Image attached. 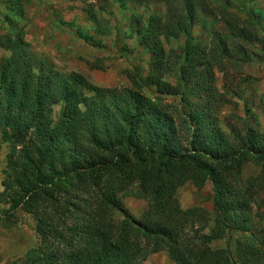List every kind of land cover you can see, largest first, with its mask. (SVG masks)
Here are the masks:
<instances>
[{
  "label": "rangeland",
  "instance_id": "obj_1",
  "mask_svg": "<svg viewBox=\"0 0 264 264\" xmlns=\"http://www.w3.org/2000/svg\"><path fill=\"white\" fill-rule=\"evenodd\" d=\"M192 2L198 4V10L190 33H176L172 24L178 4L187 6ZM218 8L234 15H222ZM235 18L244 22V29H240L241 22L237 29L234 27L230 20ZM149 32L152 34L147 43L141 42L140 37ZM242 33L249 39L257 34L258 39L249 42L241 37ZM229 34L235 39L221 40L222 63L212 68L213 90L195 94L189 82L179 80L186 52L208 47L214 37L223 39ZM156 45L163 49L164 56L154 74L150 73L151 53ZM10 46L22 47L37 66L35 71L40 69L53 77L55 86L68 84L67 76L71 75V80L76 81L73 86L78 84L86 98L81 108L88 106L102 118L121 113L127 101L140 97L148 113L172 124L175 146L192 153L198 148L196 159L208 168L217 165L225 180L232 175L226 171L229 163L224 160L243 154L242 180L247 183L256 179L247 233L264 239V0H0V58L9 55ZM63 105L60 101L53 106L54 119ZM196 114L200 118L202 115L205 122L201 131L198 119L193 118ZM252 143L253 149L247 151ZM82 146L87 154L68 150L77 158L68 151L64 159L57 153L44 157L42 192L33 198L32 207H26L25 172L8 169L7 155L13 147L0 131V264H40L42 245L61 242L49 229L51 222L57 221L60 232L68 239L69 232L61 230L62 221L70 226L74 225L72 218L81 215L80 210L87 215L96 201H101L104 188L117 195L120 208L132 217L142 216L150 201L137 183L140 167L124 165L117 158L120 176L109 177L115 172V158L109 150ZM125 157L133 162L126 151ZM157 163L155 160L154 165ZM89 164L93 165L87 167ZM70 165L80 166L83 175L69 173L50 181L53 168L65 174ZM89 169L102 179L101 185L93 184L95 179L81 178ZM31 171L30 178L34 176ZM179 174L188 178L175 192L179 206L204 208L210 216L209 226H213L218 214L211 180L208 178L202 188H197L203 173L184 166ZM36 213L43 216L44 223ZM115 216L121 218V213L116 211ZM238 235L234 233L229 242L232 255ZM224 246V239L211 243L214 249ZM59 247L62 257L70 252ZM144 264L174 263L167 251H160L149 255Z\"/></svg>",
  "mask_w": 264,
  "mask_h": 264
},
{
  "label": "trees",
  "instance_id": "obj_2",
  "mask_svg": "<svg viewBox=\"0 0 264 264\" xmlns=\"http://www.w3.org/2000/svg\"><path fill=\"white\" fill-rule=\"evenodd\" d=\"M178 6L172 28L176 33L189 34L198 4L192 2L185 6L179 3ZM224 8L222 11L218 8V12L234 15ZM230 21L235 28L241 22L238 18ZM150 34L142 35L141 42L147 43ZM240 35L249 39L247 35L250 32ZM229 38L232 40L235 36L229 34L222 39L218 35L208 47L186 52L179 69V80L189 82L195 94L213 90L215 77L212 68L222 63L220 43L221 40L229 42ZM252 39L256 41L257 34ZM223 47L225 50V42ZM10 49L8 56L0 58V131L13 147L7 155L8 169L14 173L25 172V206L32 207L33 198L42 192L44 157H54L57 153L64 159L65 152L70 149L73 152L68 151V155L70 152L75 154L74 150L78 151V155L87 154L82 144L109 150L112 158H115L113 168L116 172L109 177L120 176L117 171L121 165L117 158L124 165L140 167L137 183L142 195L150 201L142 216L135 218L120 208V199L111 189L104 188L101 201H96V206L87 215L80 210L81 215L72 218L74 225L70 226L65 220L62 221L61 230L69 232L68 239L60 232L58 223H55L57 221L51 222L48 227L55 234V240L61 242L50 241L42 245L44 252L41 253L40 264H144L149 255L160 251H167L174 264H264V239L247 233L252 212L250 199L256 179L252 178L247 183L242 180L243 154L224 160L229 163L226 171L232 175V178L225 180L217 165L208 168L196 159L198 148L193 146L195 152L192 153V150L175 146L172 142L175 134L172 124L148 113L140 97L127 101L121 113L114 112L109 118H102L88 106L81 108L86 98L78 84L73 86L76 81L71 80V75L67 76L68 84L55 86L53 77L44 75L40 69L35 71L34 67L37 66L22 52V47L10 46ZM151 54L150 73L155 74L164 51L156 45ZM132 81L137 85L135 80ZM60 101L64 105L57 119H54L53 106ZM193 118L198 119L199 130H203L201 125L205 122L202 115L200 118L196 114ZM250 149H253V143L247 151ZM125 151L131 154L133 162L125 157ZM155 160L158 161L156 165ZM216 164L220 165L218 161ZM184 166H193L197 173H203L196 184L197 188H202L208 178L212 182L214 209L218 214L213 226H209L210 216L204 208L193 206L182 209L179 206L175 192L188 179L184 174H179ZM69 167L65 174L53 168L50 181H57L69 173L83 175L79 171L80 166ZM89 170L81 178L95 179L93 184L101 185L102 179L94 176L95 171ZM29 171L34 175L32 178L28 175ZM116 211L121 213V218H115ZM36 216L44 223L43 216H39V213ZM234 233L239 235L235 242V255H232L229 242ZM218 239H224L225 246L212 248L211 243ZM59 246L68 248L70 252L62 257L58 254ZM52 247L56 249L49 252L48 249Z\"/></svg>",
  "mask_w": 264,
  "mask_h": 264
}]
</instances>
